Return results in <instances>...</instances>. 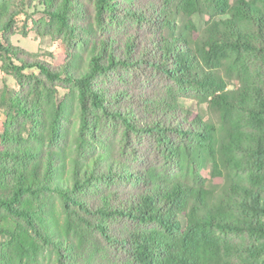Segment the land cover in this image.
Masks as SVG:
<instances>
[{
  "label": "trees",
  "instance_id": "16d2710c",
  "mask_svg": "<svg viewBox=\"0 0 264 264\" xmlns=\"http://www.w3.org/2000/svg\"><path fill=\"white\" fill-rule=\"evenodd\" d=\"M27 6L76 35L59 69L12 45ZM0 71L19 86L0 99V264H264V0H0ZM194 92L221 127L182 108Z\"/></svg>",
  "mask_w": 264,
  "mask_h": 264
},
{
  "label": "rangeland",
  "instance_id": "374dc122",
  "mask_svg": "<svg viewBox=\"0 0 264 264\" xmlns=\"http://www.w3.org/2000/svg\"><path fill=\"white\" fill-rule=\"evenodd\" d=\"M192 22L198 29L199 35H203L204 30L207 27L208 22L212 20L211 12L206 10L200 15H196L191 18ZM47 19L39 14L33 9V6H27L26 12L22 13L17 18V26L15 33L11 36V43L13 46L24 50L28 53V58L30 60H38L50 65L53 69H59L64 64L66 58L65 56L70 53L72 48H74L77 39L76 35L73 34H61L56 28H50L46 30L44 28ZM178 25L186 23L188 19H177ZM126 23L119 24L116 29V33H123V26ZM41 33V34H40ZM44 34V35H43ZM146 38L153 37L155 34L143 32ZM157 35V34H156ZM161 35L168 36L166 32ZM144 37V36H143ZM238 64H227L223 66V69L218 71L219 74L225 79L229 90H236L239 85L238 76L235 74L238 69ZM216 72V71H215ZM28 74L34 73L39 76L37 71H29ZM47 91L43 90L44 93L51 92V87L54 89L55 102L57 104H64V108H68L66 115L68 116L69 122L67 126L71 128L74 120V112H70L69 106L74 98V90L71 85L61 81L49 83ZM19 91V86L14 77L4 74L0 71V99L7 96L8 94H13ZM53 91L51 92L53 95ZM9 97V96H7ZM181 106L186 111L190 112L192 115H200L204 118V121H210L217 128L222 126V120L218 112L210 110L209 103L203 100L201 95L196 92L188 93L185 99L181 100ZM96 119L93 121L96 126L97 135L104 141L119 143L123 134V127L119 124H114L111 121L103 118L101 115L95 116ZM6 111L5 109H0V127L2 123H5ZM26 137V135H25ZM1 144V142H0ZM87 150H92L93 146L89 145L86 147ZM192 158L194 154H191ZM190 161H187L188 163ZM202 178L207 182V188L210 190H218L223 186L222 181L213 179L211 177V171L206 168L202 171ZM4 239L0 238V242H4Z\"/></svg>",
  "mask_w": 264,
  "mask_h": 264
}]
</instances>
